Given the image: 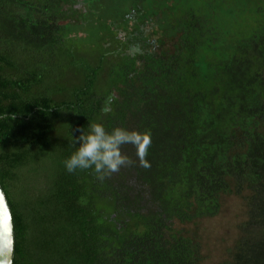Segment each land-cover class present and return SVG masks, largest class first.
<instances>
[{
    "label": "trees",
    "instance_id": "16d2710c",
    "mask_svg": "<svg viewBox=\"0 0 264 264\" xmlns=\"http://www.w3.org/2000/svg\"><path fill=\"white\" fill-rule=\"evenodd\" d=\"M102 2L0 0L11 264H206L220 213L214 264H264V0ZM92 123L150 132L151 167L68 173Z\"/></svg>",
    "mask_w": 264,
    "mask_h": 264
},
{
    "label": "clouds",
    "instance_id": "9594fccd",
    "mask_svg": "<svg viewBox=\"0 0 264 264\" xmlns=\"http://www.w3.org/2000/svg\"><path fill=\"white\" fill-rule=\"evenodd\" d=\"M117 97L110 94L105 98L101 112L108 114ZM15 116H12L14 119ZM79 135H71V144L75 151L64 161L68 173L91 169L96 178L103 182L106 178L119 173L122 168L139 166L149 169L151 164L147 159L152 144L150 132H139L116 127L111 132L102 123H92L86 132L77 128ZM131 145L135 149L136 159H132L123 151Z\"/></svg>",
    "mask_w": 264,
    "mask_h": 264
},
{
    "label": "rangeland",
    "instance_id": "374dc122",
    "mask_svg": "<svg viewBox=\"0 0 264 264\" xmlns=\"http://www.w3.org/2000/svg\"><path fill=\"white\" fill-rule=\"evenodd\" d=\"M102 1H105V0H100L101 3H103ZM171 42L172 40L166 43V45L168 44L167 46L170 49H171ZM224 202H225L224 205L226 206L228 205L227 207L229 211H231L232 208L235 207V205H232V201L228 200V198L225 199ZM232 211H233L232 215H234L235 212H236V215L240 213L237 208H235ZM221 214L222 213H220V215L218 216V217L221 216L220 218L214 220V217H213L206 221L203 220L201 224L202 231L200 235V242H201V239H202V242L205 240L206 241L205 243L208 245L210 249L209 252H205V249L203 250L204 245L201 246V256L204 259V263L206 264H214V253H217V251L219 252V243H218L217 237L220 236L222 233H224L226 237H223L221 240H226L227 237H229L230 239L234 235L231 232V220H228V218H226L227 216L225 213H223L222 215ZM222 219H224L227 224L221 221ZM223 230H225L227 233L223 232ZM214 238L216 239V242H217L216 245H214Z\"/></svg>",
    "mask_w": 264,
    "mask_h": 264
},
{
    "label": "water",
    "instance_id": "95a60500",
    "mask_svg": "<svg viewBox=\"0 0 264 264\" xmlns=\"http://www.w3.org/2000/svg\"><path fill=\"white\" fill-rule=\"evenodd\" d=\"M0 201L3 207L7 209L9 216V230L5 232L2 225H0V264H11L12 250H13V237H12V223L9 208L6 204L5 196L0 189Z\"/></svg>",
    "mask_w": 264,
    "mask_h": 264
},
{
    "label": "snow or ice",
    "instance_id": "6c2138e0",
    "mask_svg": "<svg viewBox=\"0 0 264 264\" xmlns=\"http://www.w3.org/2000/svg\"><path fill=\"white\" fill-rule=\"evenodd\" d=\"M0 225L3 226L5 232L9 230V216L6 208L3 207L2 201H0Z\"/></svg>",
    "mask_w": 264,
    "mask_h": 264
},
{
    "label": "flooded vegetation",
    "instance_id": "af4514ba",
    "mask_svg": "<svg viewBox=\"0 0 264 264\" xmlns=\"http://www.w3.org/2000/svg\"><path fill=\"white\" fill-rule=\"evenodd\" d=\"M84 3L82 2V5H83Z\"/></svg>",
    "mask_w": 264,
    "mask_h": 264
}]
</instances>
